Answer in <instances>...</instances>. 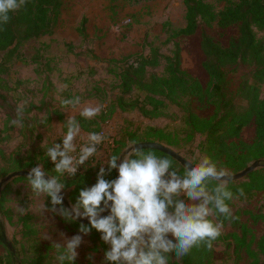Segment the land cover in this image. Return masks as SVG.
<instances>
[{
  "label": "rangeland",
  "instance_id": "374dc122",
  "mask_svg": "<svg viewBox=\"0 0 264 264\" xmlns=\"http://www.w3.org/2000/svg\"><path fill=\"white\" fill-rule=\"evenodd\" d=\"M202 1L219 11L228 2L237 0ZM61 2L60 16L51 35L22 44L7 61H3L0 54L3 68L0 73V181L17 171L11 170L16 164L30 166L26 168L27 172L38 163H42L44 169L45 161L49 162L44 155L47 148L53 142H61L60 138L67 131V120L71 117L77 119L80 110L87 106L101 108L96 116L97 127H92L89 132L80 129L76 144L79 149L87 134L94 132L91 130L102 133L106 139L98 146L99 163L109 156V146L115 140L125 142L132 134L141 137L150 128L160 129L170 135L176 145L168 148L186 161L197 163L200 157L205 156L199 151L202 138L198 136L192 142L186 141L180 108L165 103L166 107L152 117H144L136 109H119L115 105L119 96V72L121 67L133 64L140 57L155 51L161 56L159 66L148 70L162 75L165 65L163 58L174 56L178 48L180 70L197 80L205 89L209 77L203 68L205 56L201 49L202 35L207 34L213 42L226 46L237 34V28L200 26L193 35L174 36L185 26L183 0ZM256 36L264 42V31H256ZM251 71V67L241 66L228 74V89L233 95L240 82L249 80ZM73 97L80 98L77 108L63 105L64 100ZM127 98L143 103L144 95L133 93ZM260 98H264V84ZM182 102L189 103L190 108L201 118L213 114L212 107L195 100L184 98ZM234 102L246 105L237 96ZM18 108L23 110L22 126L11 123L17 119ZM253 137L254 127L250 124L242 130L240 140L251 143ZM47 167L49 170L50 167ZM256 170L264 174V166ZM62 194L65 207L75 203L69 199L68 190ZM44 203L50 206L47 199L30 191L26 178L12 180L0 192V222L4 225L6 241L17 255L15 264H57L51 241L44 240V237L50 235L52 240L58 241L60 233L67 237L77 234L78 227L73 223L44 213ZM232 205L240 212H250L241 215L240 224L248 228L246 240L254 248L264 235V194L256 192L250 201L236 198ZM19 207L26 209L25 214L21 215L17 211ZM253 215L261 217L255 222ZM23 220L27 221L26 227L23 226ZM85 220L76 222L84 223ZM241 232L240 227L233 228L229 224L223 226L222 235L227 236V239L213 245L212 264L251 262L247 254L238 248L237 241L229 237L232 234L233 237L240 235ZM106 247L100 241L99 233H90L83 237L75 262L101 264ZM0 256L5 263L9 262L8 250L3 245H0Z\"/></svg>",
  "mask_w": 264,
  "mask_h": 264
},
{
  "label": "trees",
  "instance_id": "16d2710c",
  "mask_svg": "<svg viewBox=\"0 0 264 264\" xmlns=\"http://www.w3.org/2000/svg\"><path fill=\"white\" fill-rule=\"evenodd\" d=\"M183 3L185 26L174 36L193 35L200 26L220 29L237 28V34L226 46L213 42L207 34L202 35L201 49L205 56L203 68L209 77L207 87L203 89L197 80L180 70L178 48L174 56L163 58L165 65L162 75L149 71L148 69L157 68L161 59L157 52L152 51L150 55L140 57L137 62L120 68L117 85L119 96L115 100V105L122 111L136 109L144 117H152L166 107L165 103L172 104L180 108L183 113L186 141L192 142L198 136L202 138L199 151L217 162L218 167H224L232 174H236L254 162L263 164L264 98H260V91L264 84V42L257 38L256 31H264V0L228 2L219 11L214 10L213 6L202 0H183ZM61 6V0H27V3L18 11L9 13L10 20L4 25V30L0 31V54L3 61L13 57L22 44L51 35L60 16ZM241 66L251 67L252 71L249 80L240 82L233 95L228 89V74ZM2 70V63H0V73ZM133 93L144 95L143 103L127 98ZM236 96L246 105L236 104L234 102ZM184 98L212 107L213 114L208 118L199 117L190 108L189 103L182 102ZM97 119L96 116L92 119L78 116L76 120L79 122L80 129L89 132L92 127H97ZM250 124L254 127V137L251 143H246L240 140V136L242 130ZM130 141L135 144L153 142L166 147L176 145L170 135L160 129L150 128L141 137L132 134L125 142L115 140L109 146L111 149L109 155L119 154ZM142 151H154L158 156H167L156 150ZM97 159L98 157L95 156L85 165L88 167L96 164V167L90 166L86 170L81 168L75 178L64 179L63 191H69V199L75 202L81 189L95 184L99 165ZM172 160L182 172L183 167L174 159ZM45 164L44 170H47L49 166L50 169L47 171H50V175H55L52 169L53 164L50 161H45ZM26 166L16 164L11 170L26 171V168L30 167ZM115 177L116 171L113 170L111 174L105 176V179L112 180ZM20 179L23 178H18ZM229 188L234 193V199L250 201L254 193L264 194V174L254 170L246 176L245 180L231 182ZM239 189L243 190V196L239 195ZM233 200L229 202V205L234 218L217 217L215 219L223 221V226L229 224L233 228L240 227L242 229L240 235L233 237L234 234H232L229 237L237 241L238 248L251 259L249 264H264V235L254 248L247 242L249 230L240 224V217L250 212L234 209ZM252 217L257 222L261 216L253 215ZM80 223L73 222V225L78 227ZM84 224L87 225V223ZM23 226H27V221L23 220ZM4 231V225L0 222V245L6 247L9 254V262L5 263L0 256V264H15L17 255L9 250ZM95 232L93 229L90 233ZM225 239L227 236L221 234L212 242L211 249L201 245L182 259L176 260L173 257L170 259V264H212L213 245Z\"/></svg>",
  "mask_w": 264,
  "mask_h": 264
},
{
  "label": "clouds",
  "instance_id": "9594fccd",
  "mask_svg": "<svg viewBox=\"0 0 264 264\" xmlns=\"http://www.w3.org/2000/svg\"><path fill=\"white\" fill-rule=\"evenodd\" d=\"M26 3L0 0V31L9 22V13ZM62 103L75 109L80 98ZM100 111V106H87L79 114L92 119ZM22 116L23 110L18 108L17 119L11 123L22 126ZM66 127L61 142H53L44 154L53 164L55 175L38 163L25 176L30 191L48 200L50 206H42L44 213L59 216L66 223L87 220V225L80 223L77 234L71 237L64 233L58 241L50 235L44 237L51 241L57 264H75L83 237L93 229L107 246L101 264H170L173 257L182 259L201 245L211 249L223 228V221L215 218H234L229 205L234 199L229 188L232 173L228 169L202 156L195 164L192 160L185 163L181 172L170 157L142 151L132 141L124 151L99 163L95 184L81 189L75 203L65 207L64 179L75 178L78 169L96 167L85 165L98 155V146L106 139L102 133H88L78 149L79 122L71 117ZM113 170L116 178L105 179ZM238 191L244 195L242 189ZM17 211L23 215L26 209L19 207ZM105 212L108 214L102 215Z\"/></svg>",
  "mask_w": 264,
  "mask_h": 264
},
{
  "label": "water",
  "instance_id": "95a60500",
  "mask_svg": "<svg viewBox=\"0 0 264 264\" xmlns=\"http://www.w3.org/2000/svg\"><path fill=\"white\" fill-rule=\"evenodd\" d=\"M141 150H156L159 151L169 157H171L172 159H174L176 162H178L182 167L184 166L185 163H187L188 161H186L184 158H182L177 152L173 151L172 149L158 144V143H153V142H145V143H139L136 144ZM264 165L260 162H254L252 163L250 166H248L247 168H245L244 170H242L239 173L236 174H232V181L231 182H235L238 180H241L243 178H245L246 176H248L250 173H252L254 170L258 169V168H262ZM27 171H16V172H12L9 175H7L4 179H2L0 181V192L2 190V188L8 184L9 182H11L12 180L16 179V178H26L25 176L27 175ZM108 213L105 212L102 215H107ZM84 223H87V220L84 221ZM9 250L11 252H14L13 247L11 246L10 243L7 244Z\"/></svg>",
  "mask_w": 264,
  "mask_h": 264
},
{
  "label": "built area",
  "instance_id": "2783aa9c",
  "mask_svg": "<svg viewBox=\"0 0 264 264\" xmlns=\"http://www.w3.org/2000/svg\"><path fill=\"white\" fill-rule=\"evenodd\" d=\"M111 144H112V143H111ZM111 144H110V145H111ZM91 159H92V158H91ZM91 159H90V160H91ZM78 170H79V169H78Z\"/></svg>",
  "mask_w": 264,
  "mask_h": 264
}]
</instances>
